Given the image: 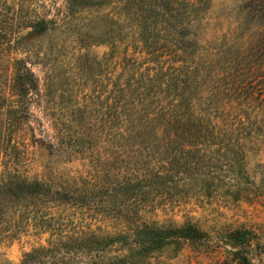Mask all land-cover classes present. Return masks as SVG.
<instances>
[{"label": "rangeland", "instance_id": "obj_1", "mask_svg": "<svg viewBox=\"0 0 264 264\" xmlns=\"http://www.w3.org/2000/svg\"><path fill=\"white\" fill-rule=\"evenodd\" d=\"M250 1L195 16L191 0H0V264H237L243 247L264 264V16ZM15 69L32 94L13 91ZM24 179L34 195L13 196ZM187 224L206 238L147 250Z\"/></svg>", "mask_w": 264, "mask_h": 264}, {"label": "trees", "instance_id": "obj_2", "mask_svg": "<svg viewBox=\"0 0 264 264\" xmlns=\"http://www.w3.org/2000/svg\"><path fill=\"white\" fill-rule=\"evenodd\" d=\"M100 1V0H99ZM192 1V9L195 16H204L205 13L210 12L211 10V3L212 0H191ZM257 2V0H251L250 6H254V9H250L249 13L252 12L253 15H260L264 16V3L258 2L259 5H254L253 3ZM197 18V17H196ZM201 18V17H199ZM198 18V19H199ZM42 31L47 30L44 23L40 24ZM192 37H196L194 34H191ZM17 70L15 69V75L13 78V81L17 82L13 83V91H16L19 94H32V91H35L37 88L36 79L34 78L33 74L30 71H26L24 75L18 74ZM235 101L232 98L225 97L222 99L219 105L215 106V111L220 112L222 116V122H224V117H227V115H224V112L227 110H235V106H233ZM232 131H227L224 134L223 141H219L220 144L230 146L232 141H235V139L232 137ZM12 181L9 180L5 182V184L1 187L3 190L9 189L12 185ZM16 184V183H15ZM15 189L12 191L13 196H27L29 194L34 195V191H36V187L38 186L37 182H35V186H33V183L27 184L25 179L20 181L17 185H15ZM247 232H239L235 231V233L232 234V238L235 240H239L240 238H244ZM204 238H206V235L201 232L199 229L192 225H184L179 228L175 227H161L157 228L155 230V233H153L148 238V246L147 250L150 252H157L165 247L170 241L173 240H184V241H201ZM241 239V240H242ZM245 239V238H244ZM244 239L241 241V244H244ZM243 247L239 252H236L233 257L238 262L237 264H252V261L248 255L244 251H242Z\"/></svg>", "mask_w": 264, "mask_h": 264}]
</instances>
